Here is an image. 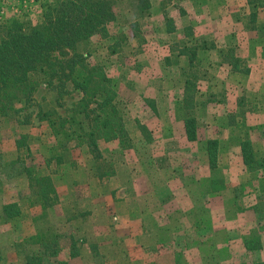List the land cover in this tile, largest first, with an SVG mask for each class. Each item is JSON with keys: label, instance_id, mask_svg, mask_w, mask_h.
<instances>
[{"label": "rangeland", "instance_id": "obj_1", "mask_svg": "<svg viewBox=\"0 0 264 264\" xmlns=\"http://www.w3.org/2000/svg\"><path fill=\"white\" fill-rule=\"evenodd\" d=\"M49 1L0 0V20L34 25ZM111 1L125 43L111 55V42L94 35L79 51L88 52L90 63L102 64L112 79L131 146L99 140L97 148L77 147L69 140V124L61 129V120L80 95L61 86L63 79L40 83L16 110L0 117V264H264V170L228 179L225 185L237 190L235 196L214 195L206 187L213 170L204 150L208 139L220 137L218 170L227 167L225 153L231 152V169L241 173L246 169L232 145L247 134L264 157L261 100L239 88L227 96L224 83L211 78L223 66L212 65L209 52L199 50L191 69L180 55L187 40L207 47L234 31L227 41L238 39L235 60L247 69L264 45V0L253 9L246 0ZM187 76L196 92L194 142L184 135L180 105ZM206 126L214 127L211 135ZM34 174L52 184L44 209L33 203ZM8 205L14 218L7 217ZM236 212H246L245 222L255 221L242 241L229 233V250L225 242L232 241L217 223H233ZM193 213L200 241L189 223Z\"/></svg>", "mask_w": 264, "mask_h": 264}, {"label": "trees", "instance_id": "obj_2", "mask_svg": "<svg viewBox=\"0 0 264 264\" xmlns=\"http://www.w3.org/2000/svg\"><path fill=\"white\" fill-rule=\"evenodd\" d=\"M258 1L247 0V3L253 9ZM139 2L148 5L149 0ZM259 3L263 9L264 1ZM114 7L115 1L111 0H50L34 25L13 17L1 19L0 117H7L10 111L16 110V105L31 97L40 83L52 85L63 79L61 86L68 84L71 91L80 95L69 117L61 120V129H64L65 123L69 124L66 137L76 140L77 147L87 145L97 148V142L103 140L117 141L123 149L129 148L131 139L125 130L123 112L119 108L112 79L102 64L90 63L88 52L79 51L82 44L99 35L111 42L107 47L109 54L118 52L125 43V36L119 29ZM254 14L251 12V16ZM168 27V33L175 32L173 26ZM205 48L193 40L183 44L180 55L186 57L188 69L195 65L197 52ZM67 52H70L69 56ZM228 65L232 72L248 71L240 69L235 60ZM184 84L180 102L185 110L183 130L187 141L194 142L197 138L195 86L190 76L186 77ZM49 123L52 125L53 122ZM145 130L141 127V131ZM220 144L219 140L209 139L204 144L208 166L213 171L217 170ZM239 147L247 172L264 170V157L257 155L247 134L240 139ZM206 187L211 193L226 189L223 179L213 177L207 181ZM31 189L34 205L44 209L43 204H47L49 194L53 192L50 179L34 174ZM5 212L7 217H15L10 205L5 207Z\"/></svg>", "mask_w": 264, "mask_h": 264}, {"label": "crops", "instance_id": "obj_3", "mask_svg": "<svg viewBox=\"0 0 264 264\" xmlns=\"http://www.w3.org/2000/svg\"><path fill=\"white\" fill-rule=\"evenodd\" d=\"M246 2H247V0H246ZM263 9H264V7H263ZM228 35L224 36V38H226V40L224 42L214 41L213 44H211L210 46H207L205 49H201V50H205V51L209 52V54L211 55L210 58L212 59V61H211L212 65L216 64L215 65L216 67L223 66L222 68H220V70L214 71L211 78H212V80H215L216 82H223L224 83V87L226 88V95L227 96H231V94H234V92H237L236 88L243 90V92H245L247 95H249L250 92L257 93L256 94L257 99L261 100L259 104L264 109V45L262 46V44H259V47H257L256 50L254 51L255 54L251 57V59H249L247 61L248 62V66H247L248 71L246 73L232 72L231 67L228 64L233 62L235 60V58L238 59L237 57L240 56L239 54H236V51H240V49L238 50V48H240V45L238 44L239 42L236 41L238 39H236L235 41H231V42H233V45L228 42L229 40H231V37L234 38V36L237 35L236 32L233 31V32H231L230 36H228ZM235 61L238 62V66H239L240 60H235ZM241 62H243V61H241ZM206 127H207V131H206L207 134L211 135L214 132L213 131L214 127H212V128L210 126H206ZM219 140L221 141V143L224 144L223 139H221L219 137ZM239 142H240V140L238 141V144H236L234 142L232 146H237V148L239 149V153H240ZM232 146H230V147H232ZM229 149H231V148H229ZM226 150L227 149L224 148L222 150V152H224ZM225 154L228 155V157L226 159V164H225V165H227L228 168L226 167V168H223L222 170H218V168H217L216 171H213V174H212L213 178L223 179L224 183H226L228 181V179L238 178L240 176L246 177L247 175L252 174V173H247L246 171H243L244 173L242 171H240L241 173H239V171H235L234 169H231V167L234 163V161L231 160V158H230V157H232L231 152L225 153ZM240 160H239V163L241 164ZM245 173H247V174H245ZM257 174H258V172H257ZM226 186H227V184H226ZM256 188H258V186H256ZM233 191L236 192L237 190H235L234 188L233 189L228 188V186H227V188L225 190L215 192L214 195H220L221 197L227 198V197H229L230 193L232 196H235L233 194ZM212 196L213 195H211V197ZM216 199H219V197H217ZM252 203H254V204L258 203L257 199L254 198V202H252ZM252 203L250 205L248 204L249 207L254 205ZM245 204H244V206H245ZM221 206L224 207L223 204H221ZM197 209L198 208H196L194 206L195 213L197 212L196 211ZM229 209H236V208L229 207ZM195 213H193L194 216L192 215L193 216L192 222L189 221V223L191 225H193V227H192L193 228V237H195V239H196V236L199 235V233H197V235H196V231H197L196 229L198 228L197 226L200 223L196 224L198 222V220L195 217ZM247 213L250 214L248 218L252 219L253 214H251V212H247ZM245 214H246V212L245 213L236 212V214L233 217V223H229L226 220H223V221L221 220L222 221L221 224L217 223L220 226V228L222 229V233H223L224 237L227 236L226 238H228L232 241V242H230L227 239L226 241H229V242H225L226 247L228 246L229 250L233 249L232 243L234 240V238L228 237L229 233L230 232H236L237 236L235 237V240L242 241V239H244L245 234L247 233L246 232L248 229L247 227H251L252 223H253L252 221H255V220H251L249 223L245 222V220H244V218H246ZM231 228H232V230H231ZM198 238L200 241L201 240L200 236H197V239ZM220 238H223V237H220ZM226 238H223V239H226ZM228 243H230V244L228 245ZM198 247L200 248V245ZM195 252H196V250H195Z\"/></svg>", "mask_w": 264, "mask_h": 264}]
</instances>
